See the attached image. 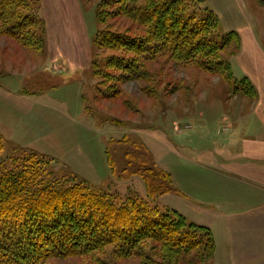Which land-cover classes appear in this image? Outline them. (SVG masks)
Wrapping results in <instances>:
<instances>
[{"label": "trees", "instance_id": "16d2710c", "mask_svg": "<svg viewBox=\"0 0 264 264\" xmlns=\"http://www.w3.org/2000/svg\"><path fill=\"white\" fill-rule=\"evenodd\" d=\"M40 5L41 0H0V37L44 52L46 27ZM95 12L99 25L93 39L95 78L105 81L110 75L121 83L142 81L146 93L157 94L150 82L160 88L158 75L148 66L165 59L180 68L196 67L221 77L235 95L257 97L247 77L233 82L231 59L241 47L237 31L222 33L220 17L203 0H99ZM105 90L95 86L93 100L119 97L121 91L109 95ZM3 149L0 138V153ZM19 158L0 163V264L69 259L80 264L129 259L137 264H177L184 256L202 262L215 257L216 241L209 227L157 205L161 195L178 190L172 175L156 164L143 163L150 174L130 164L117 173L108 156L117 176L129 173L144 180L145 198L122 199L76 175L48 178V161L36 155Z\"/></svg>", "mask_w": 264, "mask_h": 264}, {"label": "rangeland", "instance_id": "374dc122", "mask_svg": "<svg viewBox=\"0 0 264 264\" xmlns=\"http://www.w3.org/2000/svg\"><path fill=\"white\" fill-rule=\"evenodd\" d=\"M98 1L80 0L92 41L99 29L94 9ZM240 1L245 4L246 13L251 18L250 31L264 47V7H261L259 0ZM193 3L195 8L201 7ZM204 3L214 10L211 0H204ZM218 9L225 24L230 25L235 9ZM233 30L237 31L226 30L221 26L222 33ZM25 46L22 41L0 37V138L4 144L0 163L9 162L10 157L28 159L36 155L48 161V178L76 175L88 182L75 168L71 157L72 149L80 146L98 163L103 180L99 185L90 183L107 192H117L122 199L136 195L145 198L140 192L144 180L129 173L117 176L109 165V155L117 167V173L124 171L127 164L146 172L143 163L147 167L153 166V153L159 162L173 165L174 157L192 159L198 151L227 145L224 136L218 135L217 131L220 128L225 130V116L235 111L241 99L238 97L240 95L232 93L230 85L219 76L210 75L196 67L180 68L173 62L161 59V62H152L148 66L149 70L157 72L161 85L158 88L153 81L150 82L154 89H158L157 94L150 95L144 91L146 84L142 81L121 83L110 75L106 76L105 81L99 76L95 78L93 72L97 67L93 65L96 59L94 48L91 65L75 69L67 60L62 61L64 58L59 59L60 67L57 68L55 60L45 53L46 49L39 53ZM231 51L235 54L237 50ZM237 72H233L234 85L243 78ZM110 73L118 74L114 71ZM95 86L98 89L107 88L104 92L109 95L120 89V95L93 100ZM80 90L87 92L86 101L80 96ZM27 99L50 103L52 106L63 104L66 110L37 104L39 102H32L35 103L32 108L27 104ZM242 100V109L245 111L246 102L251 100L247 97ZM146 131L166 135L177 155H168L166 148H161V151L158 149L155 154ZM115 262L137 264L134 259ZM53 264H80V261L69 259L54 261ZM177 264L218 262L214 258L202 262L184 256Z\"/></svg>", "mask_w": 264, "mask_h": 264}, {"label": "crops", "instance_id": "0c3cea01", "mask_svg": "<svg viewBox=\"0 0 264 264\" xmlns=\"http://www.w3.org/2000/svg\"><path fill=\"white\" fill-rule=\"evenodd\" d=\"M234 1L211 0V4L221 26L239 32L241 47L232 57V69L254 84L257 97L249 98L251 102H246L244 111L242 99L245 97L238 96L240 105L225 116V130L220 128L217 134L224 136L226 146L198 151L192 159L174 157L173 165L159 162L152 154L156 166L172 175L178 190L161 195L157 205L174 209L189 220L209 227L216 241L214 260L218 264H264V47L249 29L252 21L245 4ZM218 8L235 9L230 25L225 24ZM39 15L46 27L45 53L55 60L57 68L60 58L75 69L91 65L93 41L80 0H41ZM86 94L80 90L81 97ZM27 100L32 108L35 106L32 102H39L66 110L63 104L52 106L35 99ZM145 133L150 136L155 154L161 148H166L168 155L176 154L166 135ZM71 157L84 177L101 184L98 163L83 147L73 148ZM142 186L141 195L146 196L145 185Z\"/></svg>", "mask_w": 264, "mask_h": 264}, {"label": "flooded vegetation", "instance_id": "af4514ba", "mask_svg": "<svg viewBox=\"0 0 264 264\" xmlns=\"http://www.w3.org/2000/svg\"><path fill=\"white\" fill-rule=\"evenodd\" d=\"M261 7H264V0H259Z\"/></svg>", "mask_w": 264, "mask_h": 264}]
</instances>
